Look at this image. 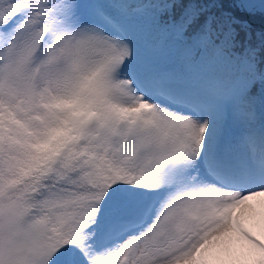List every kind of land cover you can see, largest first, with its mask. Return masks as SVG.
Segmentation results:
<instances>
[{"label":"snow or ice","instance_id":"snow-or-ice-1","mask_svg":"<svg viewBox=\"0 0 264 264\" xmlns=\"http://www.w3.org/2000/svg\"><path fill=\"white\" fill-rule=\"evenodd\" d=\"M264 0H0V264H264Z\"/></svg>","mask_w":264,"mask_h":264},{"label":"trees","instance_id":"trees-1","mask_svg":"<svg viewBox=\"0 0 264 264\" xmlns=\"http://www.w3.org/2000/svg\"><path fill=\"white\" fill-rule=\"evenodd\" d=\"M249 22L254 27L264 26V14H254L249 17ZM264 228V225H262L259 220L257 219L256 222L253 225L254 233L257 235H260L261 229Z\"/></svg>","mask_w":264,"mask_h":264},{"label":"rangeland","instance_id":"rangeland-1","mask_svg":"<svg viewBox=\"0 0 264 264\" xmlns=\"http://www.w3.org/2000/svg\"><path fill=\"white\" fill-rule=\"evenodd\" d=\"M253 224H254V222L250 223V224H249V227L252 228V225H253Z\"/></svg>","mask_w":264,"mask_h":264}]
</instances>
